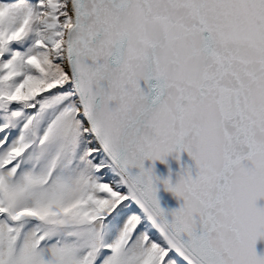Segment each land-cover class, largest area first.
Segmentation results:
<instances>
[{"label":"snow or ice","instance_id":"6c2138e0","mask_svg":"<svg viewBox=\"0 0 264 264\" xmlns=\"http://www.w3.org/2000/svg\"><path fill=\"white\" fill-rule=\"evenodd\" d=\"M261 199L264 0H0V264H264Z\"/></svg>","mask_w":264,"mask_h":264},{"label":"water","instance_id":"95a60500","mask_svg":"<svg viewBox=\"0 0 264 264\" xmlns=\"http://www.w3.org/2000/svg\"><path fill=\"white\" fill-rule=\"evenodd\" d=\"M154 82V81H153ZM142 86H144V82H141ZM152 165V161H145V167H149ZM182 165L184 167L191 166L193 168V172H195V162L188 155L187 152L181 154L180 161L175 159V154L167 157V163H163L160 161H156L155 168L158 175L163 177H167L171 170V176L173 181H175L178 176L177 174L182 170ZM159 192L158 196L160 198L161 206L166 209L179 207L181 200L178 199L172 192L167 191L163 184L158 185ZM258 205L264 206V199L258 201ZM257 252L259 254H264V239L259 240L257 242Z\"/></svg>","mask_w":264,"mask_h":264}]
</instances>
